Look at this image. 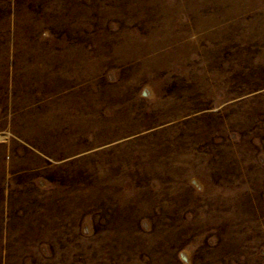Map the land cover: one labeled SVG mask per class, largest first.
<instances>
[{
    "label": "rangeland",
    "instance_id": "374dc122",
    "mask_svg": "<svg viewBox=\"0 0 264 264\" xmlns=\"http://www.w3.org/2000/svg\"><path fill=\"white\" fill-rule=\"evenodd\" d=\"M0 264H264V0H0Z\"/></svg>",
    "mask_w": 264,
    "mask_h": 264
}]
</instances>
